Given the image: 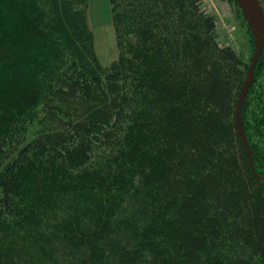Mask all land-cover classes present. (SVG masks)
Masks as SVG:
<instances>
[{
    "label": "trees",
    "instance_id": "trees-1",
    "mask_svg": "<svg viewBox=\"0 0 264 264\" xmlns=\"http://www.w3.org/2000/svg\"><path fill=\"white\" fill-rule=\"evenodd\" d=\"M109 3L104 65L89 0H0V264H264V185L235 122L248 65L202 0Z\"/></svg>",
    "mask_w": 264,
    "mask_h": 264
},
{
    "label": "rangeland",
    "instance_id": "rangeland-1",
    "mask_svg": "<svg viewBox=\"0 0 264 264\" xmlns=\"http://www.w3.org/2000/svg\"><path fill=\"white\" fill-rule=\"evenodd\" d=\"M91 1L94 4L93 8H96L102 0ZM261 1L264 9V0ZM202 2V9L208 14L215 16L216 29L220 43L232 46L248 65L253 54L254 42L244 18V22L240 18L235 3L230 0H202ZM99 9L100 12L96 11L94 16V22L97 20L98 24L95 22V25L93 24L92 26V30L95 36L96 52L102 64L106 65L117 56L116 39L111 22L106 23V19L110 16V9L108 13L103 12L100 7ZM253 79L254 81L249 88L250 95L246 97L247 100L244 109V120L251 129V132L254 130L252 127L253 120L251 114L254 111L253 105L258 99L261 100V106L264 109V61L258 62V68L256 72L254 71ZM39 109L40 107L38 105L34 109H24L23 111L12 114L10 121L7 122L8 125L5 126V130H7V127L11 128V133L16 137L24 133L34 122V116ZM255 117L257 119L256 113ZM258 136H251L254 144L258 140L264 141V135H260V139ZM27 140L28 138L24 137V142Z\"/></svg>",
    "mask_w": 264,
    "mask_h": 264
},
{
    "label": "water",
    "instance_id": "water-1",
    "mask_svg": "<svg viewBox=\"0 0 264 264\" xmlns=\"http://www.w3.org/2000/svg\"><path fill=\"white\" fill-rule=\"evenodd\" d=\"M251 33L254 42V50L248 64L247 73L240 90L236 111L235 122L238 135L251 162L252 171L258 180L264 185V177L256 173L253 167L252 152L246 138L242 123V106L248 90L253 82L254 71L261 56L264 54V9L259 0H235Z\"/></svg>",
    "mask_w": 264,
    "mask_h": 264
},
{
    "label": "crops",
    "instance_id": "crops-1",
    "mask_svg": "<svg viewBox=\"0 0 264 264\" xmlns=\"http://www.w3.org/2000/svg\"><path fill=\"white\" fill-rule=\"evenodd\" d=\"M93 5H94L93 2L89 0L88 19H89V25H90L91 30H92L93 24L95 25V22L96 24H98L97 20L94 22V16H95L96 11L100 12L99 7L103 10V12H106V13H108L110 9L109 0H102L96 8H93ZM106 21H107L106 23L111 22L110 16L106 19Z\"/></svg>",
    "mask_w": 264,
    "mask_h": 264
}]
</instances>
